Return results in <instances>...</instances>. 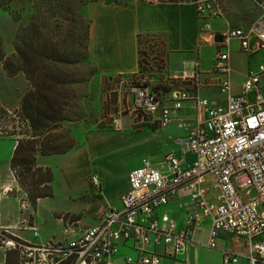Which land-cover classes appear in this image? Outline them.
<instances>
[{
  "label": "built area",
  "instance_id": "obj_1",
  "mask_svg": "<svg viewBox=\"0 0 264 264\" xmlns=\"http://www.w3.org/2000/svg\"><path fill=\"white\" fill-rule=\"evenodd\" d=\"M143 1L192 5L202 20L224 17L223 0ZM251 1L258 16L247 26H226L209 70H200L195 62L181 76L185 85L166 91L138 80L127 87L133 96L129 114L134 124L166 127L184 103L191 102L192 121L177 123L185 135L173 138L176 149L166 153L160 165L143 158L127 173L120 205L100 210L95 223L64 243L30 242L0 226V250L4 257L6 252L16 257L9 264H58L67 259L71 264H182L191 234L205 218L210 223L205 246L217 248L221 234L237 246L221 249L223 264L239 258L264 264V63L247 70L239 94H233L229 62L231 39L247 54L264 49V0ZM202 28L209 29L208 22ZM204 89H216L224 102L202 94ZM113 125L120 129L121 118H114ZM90 183L101 189L96 175L90 176ZM210 187L215 189L213 199L207 197ZM172 201L184 211L182 227L167 211L156 215ZM26 227L38 236L36 225Z\"/></svg>",
  "mask_w": 264,
  "mask_h": 264
},
{
  "label": "rangeland",
  "instance_id": "obj_2",
  "mask_svg": "<svg viewBox=\"0 0 264 264\" xmlns=\"http://www.w3.org/2000/svg\"><path fill=\"white\" fill-rule=\"evenodd\" d=\"M89 1L91 0H0V47L5 56L15 53L18 46L25 53L23 66L26 70L31 72L34 66L38 65L42 77L45 74L55 76L52 81L56 80V95L49 89L52 81H44L46 87L42 91L49 101L59 100L63 107V117L59 123L50 124L44 129L39 128V131L48 134V139L59 149L68 143H74L65 156H61L59 160L54 157L52 161L55 165L51 182L52 194L40 198L31 206L38 236L33 237L30 230H24L22 235L34 243H64L91 222L89 216L83 212V208H88L89 189L86 190V187L88 185L94 189L90 183L91 175L94 174L99 179L102 191L108 195L115 194L120 188L126 168L140 166L143 158L152 164L160 165L164 155L176 148L172 136L184 132V128L175 125L163 127L161 130L144 122L138 124L142 126L128 127L124 122L120 129L114 127V118L121 117L129 124L128 112L132 108L133 96L127 87L131 83L142 81L156 90L177 86L179 81L165 73L164 49L153 40L143 42L141 63L136 72L97 78L95 68L88 61L86 53V30L89 20L85 8ZM105 1L119 3L122 0ZM229 1L234 6L230 13L235 17L234 20L245 16L242 9L252 17L258 12L251 0ZM214 20L209 23H215L219 28L224 27L222 18L216 19L215 22ZM224 28L220 30L221 33ZM236 44V40H230L232 65L234 64L237 70H255L259 63H264V49L247 54L237 49ZM208 51L210 57L213 56L212 46L208 47ZM31 88V83L22 71L10 75L0 63V139H10L14 142L16 138L26 137L31 133L29 122L21 114L22 96ZM204 92L202 94L205 95ZM214 95L219 100L224 97L216 89ZM41 106H44V102ZM142 118L145 120V117ZM117 130L155 131L159 134L156 138L149 139L146 132H143L117 138V141H113L114 135L110 134L98 137V143L85 138V134L90 137L96 132ZM10 133L14 134L7 135ZM77 141L80 144H77ZM7 151V143H0V168L7 164ZM80 153L89 156L88 162L83 166L88 175L87 185L83 182L81 173L76 172L77 166L74 168V174L77 176L72 181L59 171L61 164L71 159L74 160V165L78 164L77 155ZM101 163L110 167V178L100 173ZM206 181L212 186L210 177L206 178ZM211 194L210 190L209 196ZM24 196L26 197L25 193ZM171 205L169 203L158 208V212ZM79 213L81 214L78 216ZM181 213L184 215L183 210ZM30 216L29 224H33V217ZM126 254H132V251L126 250ZM8 259L11 263L16 257L11 252Z\"/></svg>",
  "mask_w": 264,
  "mask_h": 264
},
{
  "label": "crops",
  "instance_id": "obj_3",
  "mask_svg": "<svg viewBox=\"0 0 264 264\" xmlns=\"http://www.w3.org/2000/svg\"><path fill=\"white\" fill-rule=\"evenodd\" d=\"M222 5L224 17L202 20L197 17L194 7L188 4L148 3L143 0H122L119 3L106 2L105 0H91L85 8L89 20L86 41L87 59L94 66L96 77L100 79L102 77L134 73L138 69L139 60L137 37L139 34L145 35L164 49L165 73H169L170 77H174L179 81L177 86L185 85V81L181 79V76L184 72L193 69L195 62L198 63L200 70H209L211 68L214 54L210 57L208 47L212 46L214 53L218 48L216 42L212 39V34H220V30L224 27L226 28L228 24L247 26L259 14V10L254 6L258 10L254 17L242 9L245 16L234 20L235 17L230 14L231 10L234 9L233 4L229 0H223ZM220 18L224 20L223 28H219L215 23L212 25L209 23L210 20ZM204 22H208L209 29L202 28ZM236 48L238 49L237 44ZM229 62L232 69V93L239 94L241 81L246 71L241 72L234 67V64L232 65L230 48ZM203 91H205L206 96L214 98L219 102H224L225 97L221 100L215 98V89H204L202 93ZM190 108L191 102H185L174 120L164 128H168L171 125L178 127L177 123L180 120L192 121L193 112ZM121 121L122 126L124 122L127 123L128 127L138 125V123L134 124L130 114L129 124L122 118ZM143 122L151 124L146 121ZM154 126L156 129H163L158 128L156 125ZM143 132L146 131L117 130L115 132H96L90 135V137L88 134H85V138L93 143H98V137L110 134L114 135L112 136L113 141H117V138L130 137ZM146 134L149 136V139H154L159 133L151 131L146 132ZM184 135L185 130L183 134L173 135L172 139ZM0 143H7L8 148L6 161L4 160L7 164L4 168H0V226L7 227L12 235L26 239L22 235L23 231L28 230L26 226L35 224V217L32 213L31 205L29 206L28 200L24 196V191L18 185L9 167L10 157L16 141L12 142L10 139H0ZM77 144H80L79 141H77ZM69 150L65 153L56 154V156L38 154L36 155V163L39 166L49 167L54 177L55 165L52 163L54 157L59 160ZM77 156L79 157L77 159L79 160L78 164L74 165V160L71 159L61 164L59 171L63 173L65 178L72 181L77 176L74 174V168L77 166L76 172L81 173L80 176L85 185H87L88 175L83 166L88 162L89 156L86 153H80ZM56 166L58 167V164ZM130 169L129 167L125 169L120 188L115 191V194L108 195L102 189H96L97 192L94 190L95 188L93 189L87 185L86 190L89 189L87 191L88 208H83V212L89 216L91 222L85 225V227L97 221L98 213L103 208L120 205L119 196L128 188L127 173ZM100 173L109 178L111 177L110 167L103 165V163H101ZM208 185L211 186L209 183ZM210 190L212 191L211 196H209ZM214 195L215 189L210 187L207 197L213 199ZM171 204L169 208L164 209L160 213L164 211L169 212L176 219L178 227H182L184 223L182 210L176 206L174 201ZM160 213L157 211L156 215ZM30 215L33 217V224H29ZM209 225V219L205 218L201 221L198 228L194 229L191 234V240L185 247L182 264H223L221 249H237L234 241L227 234L219 236L217 248L205 246ZM7 253L9 254L10 252ZM5 258L6 255L4 257V253L0 250V264L5 262ZM229 264H248V262L245 258H239L236 262Z\"/></svg>",
  "mask_w": 264,
  "mask_h": 264
},
{
  "label": "trees",
  "instance_id": "obj_4",
  "mask_svg": "<svg viewBox=\"0 0 264 264\" xmlns=\"http://www.w3.org/2000/svg\"><path fill=\"white\" fill-rule=\"evenodd\" d=\"M149 40L152 39L145 35L139 34L137 37L139 52L138 65L141 63L140 55L143 42ZM15 50V53L5 56L0 47V63L2 68L10 75H14L17 71H22L25 78L32 85V88L25 92L21 99V114L25 120L29 122L31 133L29 135L27 134L26 137L21 136L16 138V143L9 161V167L18 185L26 194L30 205L34 206L38 198L47 197L52 194L51 182L53 179V173L49 167L37 165L36 155L65 153L73 147L74 143H68L67 146L59 149L54 147L52 142L48 139V134H45L44 131H39V128L44 129L49 127L50 124L59 123L63 117V107L59 104V100L57 99V102L55 100L49 101L50 99L48 100L46 94L42 91V89L46 87L44 86V81L51 82L52 77L55 78V76L45 74V76L42 77L38 65H35L31 72L26 70L23 66V62L26 60L25 53L18 46ZM48 72L52 73V71ZM54 81L56 80L54 79ZM54 81L49 85V89L55 96L57 87ZM163 90L166 91L167 89ZM42 102H44V106H41ZM149 125L154 126L153 124ZM13 134L14 133H10L7 135ZM8 256L9 254L7 253L5 264L10 263ZM58 264L71 263L70 260L67 259L60 261Z\"/></svg>",
  "mask_w": 264,
  "mask_h": 264
},
{
  "label": "water",
  "instance_id": "obj_5",
  "mask_svg": "<svg viewBox=\"0 0 264 264\" xmlns=\"http://www.w3.org/2000/svg\"><path fill=\"white\" fill-rule=\"evenodd\" d=\"M213 40H214L215 42L221 41V40H222V36H221V34H215V35L213 36Z\"/></svg>",
  "mask_w": 264,
  "mask_h": 264
}]
</instances>
